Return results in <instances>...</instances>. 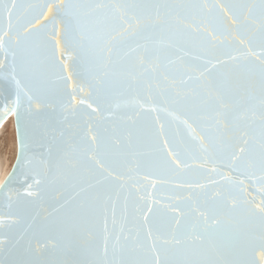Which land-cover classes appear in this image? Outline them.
Segmentation results:
<instances>
[{"label":"snow or ice","instance_id":"6c2138e0","mask_svg":"<svg viewBox=\"0 0 264 264\" xmlns=\"http://www.w3.org/2000/svg\"><path fill=\"white\" fill-rule=\"evenodd\" d=\"M5 18L0 109L18 118L21 154L4 188L26 161L22 104L59 110L61 127L26 192L55 206L0 239V264H246L257 234L264 250V199L224 171L264 195V0H0ZM59 35L87 100L67 91Z\"/></svg>","mask_w":264,"mask_h":264},{"label":"water","instance_id":"95a60500","mask_svg":"<svg viewBox=\"0 0 264 264\" xmlns=\"http://www.w3.org/2000/svg\"><path fill=\"white\" fill-rule=\"evenodd\" d=\"M18 2L25 5L28 4H44L45 0H18ZM43 23H48L44 21L41 17ZM4 27L7 26V19L0 22ZM15 24V20H13ZM52 26L49 25V31H51ZM63 25L57 27V31L62 33ZM57 39L60 40V47L57 49V57L59 60L63 61L67 65L64 75L71 76L69 80L67 91L72 92L74 85H79L84 88L83 93H76V99L79 100L81 97L88 99L89 87L88 84L84 81L83 77L79 75V68L77 67V59L75 51L68 47L63 39L62 35H59ZM3 59V53L0 52V60ZM6 93L0 89V104L4 103V96ZM67 99V96H65ZM90 103L91 101L88 100ZM9 107H14L11 101L8 102ZM27 107L26 103L22 104L21 112L23 114V121L26 125V134H27V151L25 164L22 166L20 171L17 173L16 180L13 181L7 188H4V185L8 178L13 174V171L16 170L17 162L21 154L20 147V134L18 131L17 116L14 111L9 112L6 116L3 115V110L0 109V116L3 118L0 119V128L5 124V122L11 117H14L15 131H16V142H17V154L13 166L6 176L2 184L0 185V219L9 220L10 222L0 226V239L7 237L8 241L11 244H15L16 240L19 238L21 233L25 228L28 227V224L32 222V217L35 216L36 220L33 225V230L39 229L40 225L44 223L46 218L49 217V213L52 211V208L55 206L54 203L47 197L43 199L36 196L28 197L26 192L29 190L28 185H33L34 191H36L35 179H42L41 176H38L39 172H47L48 169V156L47 150L48 147L52 144V137L54 135L58 138V131L53 132V129H59L61 125L57 123L61 119L59 110L53 113L51 109H41L38 112L34 111L32 115L25 113V108ZM81 111L87 112V106H81ZM207 167L211 168L212 165L209 164ZM226 174L232 175L234 180H244V196L249 200H253L255 203H259L264 199V195L261 194V187L255 181L249 182L243 176L237 174L228 173V170H224ZM203 182V180H201ZM148 183V181H145ZM149 191L153 192L157 198L161 200V204L164 203V200L167 198L169 193V186L165 185L161 187L159 184L156 189H152L149 185ZM60 195L59 193L57 194ZM21 209H24V215L26 219L22 223H16L18 216L21 214ZM38 213V215H37ZM43 239V237H41ZM259 234H257V243L253 246V249H249L243 259L246 261V264H264V250L260 249L259 245ZM54 241L49 240V243ZM41 245H37V248H40Z\"/></svg>","mask_w":264,"mask_h":264},{"label":"bare ground","instance_id":"6f19581e","mask_svg":"<svg viewBox=\"0 0 264 264\" xmlns=\"http://www.w3.org/2000/svg\"><path fill=\"white\" fill-rule=\"evenodd\" d=\"M10 126L13 129L15 139L11 142L12 145V155L9 156V154L5 151L3 153H0V185L6 178V176L9 174L13 163L16 158L17 154V142H16V131H15V123H14V117L11 116L5 124L0 128V135L4 132V130Z\"/></svg>","mask_w":264,"mask_h":264},{"label":"rangeland","instance_id":"374dc122","mask_svg":"<svg viewBox=\"0 0 264 264\" xmlns=\"http://www.w3.org/2000/svg\"><path fill=\"white\" fill-rule=\"evenodd\" d=\"M15 139L13 129L8 126L4 132L0 135V153L7 152L9 156L12 155L11 142Z\"/></svg>","mask_w":264,"mask_h":264}]
</instances>
